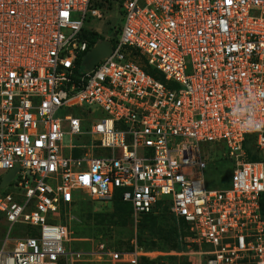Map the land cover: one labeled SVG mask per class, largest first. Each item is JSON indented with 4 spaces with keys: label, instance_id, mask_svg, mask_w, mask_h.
<instances>
[{
    "label": "built area",
    "instance_id": "2783aa9c",
    "mask_svg": "<svg viewBox=\"0 0 264 264\" xmlns=\"http://www.w3.org/2000/svg\"><path fill=\"white\" fill-rule=\"evenodd\" d=\"M100 4H118L123 25L91 46L83 31ZM105 41L109 56L84 71ZM220 143L231 187L208 189L203 145ZM246 143L264 159V0H0V264L157 257L137 239L131 251L73 249L60 215L80 193L119 196L135 230L167 206L183 248L170 256L264 264V161Z\"/></svg>",
    "mask_w": 264,
    "mask_h": 264
},
{
    "label": "rangeland",
    "instance_id": "374dc122",
    "mask_svg": "<svg viewBox=\"0 0 264 264\" xmlns=\"http://www.w3.org/2000/svg\"><path fill=\"white\" fill-rule=\"evenodd\" d=\"M99 1V0H97ZM108 4L104 5L102 10V19L88 18L85 22V29L101 37L108 38L113 36L114 28L121 27L123 20L118 4H113L112 10H107ZM73 20L79 19V16H74ZM84 71H89L84 68ZM80 107H75L72 110L65 111L61 116L66 114H73L79 116L78 112ZM89 117V116H86ZM64 145H70V138L66 137ZM204 151H209L212 156L211 168L207 174H210L207 185L208 189L230 188V177L233 172V162L228 158V152L224 143L203 145ZM227 176L225 184H222V174ZM85 193H80L81 201L72 208L63 209L61 211L60 220L63 224L67 225L72 232V238L80 240L79 243H72L73 249H87L91 251H99L104 247L105 252L115 251H130L133 247V242L137 239L139 248L145 253L158 254L157 257H152V264H205L202 259L194 257V255H187L185 257L170 256L171 251L179 250L173 246V241L165 239V235L170 232L176 231L175 222L171 217L164 213L158 216L157 228L153 234L150 231L143 233L142 228L134 229L131 225L130 217L127 226H118L111 216H116L118 206L114 202L106 201H92L86 197ZM121 210V209H120ZM124 212V211H123ZM125 212L128 211L125 209ZM142 222V221H140ZM26 228L15 227L11 238L18 237L19 233ZM178 233V232H177ZM7 234V227L5 223H0V243L5 240ZM178 241V240H177ZM141 242V243H140ZM1 246V244H0ZM13 248V243H9L7 249ZM196 247H191L186 251L197 250ZM149 258L144 257L142 264H149Z\"/></svg>",
    "mask_w": 264,
    "mask_h": 264
},
{
    "label": "trees",
    "instance_id": "16d2710c",
    "mask_svg": "<svg viewBox=\"0 0 264 264\" xmlns=\"http://www.w3.org/2000/svg\"><path fill=\"white\" fill-rule=\"evenodd\" d=\"M103 2H107V0H103ZM103 6H104V4H100V7H103ZM83 36H84V38L86 40L89 41L91 46L95 45L98 42V40L100 38H102L101 35L95 34V33L91 32V31L86 30V29H84V31H83ZM150 73L152 75H155V73L153 71H150ZM247 143L245 144V148L249 150V158L252 161H264L263 158H261L259 155H257L256 153L253 152V150L255 149L254 148V144L252 143L251 145H249ZM226 177L227 176L223 173L221 178L224 179ZM113 202L118 206V209H117L118 212L116 214L117 217L112 215L111 219L115 220L116 223H118V226H127L128 222H129V218L126 217L125 215H128L130 217V221H131V225H132V218H131L132 207H131V205L127 204V203H124L119 196H116V198L114 199ZM260 205H261V213H262V215L264 217V194L261 196ZM159 208L161 210L160 213H158V214H149V215L143 216L142 219L140 220L142 222H140L138 224L137 229L139 227H141L143 233L149 230L150 231V235H152L154 230L157 228L156 226H157L158 216L163 215L164 213L168 214L171 217V219L175 222L173 216L168 212V207L167 206L164 208L163 205L160 204ZM125 209L128 211V213L125 212ZM175 225H176V222H175ZM169 238H171V239H169ZM165 239L166 240L169 239V240L173 241V246L174 247H177V249H179V250H183L182 244H180L181 242H180L179 231H178L177 225H176V231L174 230L173 232H170L169 234L165 235ZM137 244H138V242H137ZM82 250L90 251V250H87V249H82ZM131 250H133V248ZM148 263L152 264L153 260H149Z\"/></svg>",
    "mask_w": 264,
    "mask_h": 264
},
{
    "label": "water",
    "instance_id": "95a60500",
    "mask_svg": "<svg viewBox=\"0 0 264 264\" xmlns=\"http://www.w3.org/2000/svg\"><path fill=\"white\" fill-rule=\"evenodd\" d=\"M111 52V43L109 41L100 42L96 47L86 56L85 64L89 70H92L96 64H98L102 59H105L109 56ZM18 170H13L9 173L4 181L3 186H6L14 177Z\"/></svg>",
    "mask_w": 264,
    "mask_h": 264
},
{
    "label": "crops",
    "instance_id": "0c3cea01",
    "mask_svg": "<svg viewBox=\"0 0 264 264\" xmlns=\"http://www.w3.org/2000/svg\"><path fill=\"white\" fill-rule=\"evenodd\" d=\"M112 10V9H111Z\"/></svg>",
    "mask_w": 264,
    "mask_h": 264
}]
</instances>
